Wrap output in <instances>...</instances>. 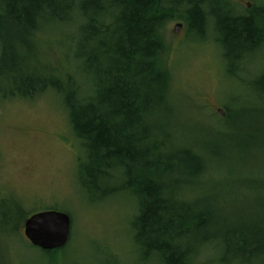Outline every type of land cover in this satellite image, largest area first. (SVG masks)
<instances>
[{
    "label": "trees",
    "instance_id": "1",
    "mask_svg": "<svg viewBox=\"0 0 264 264\" xmlns=\"http://www.w3.org/2000/svg\"><path fill=\"white\" fill-rule=\"evenodd\" d=\"M236 9L230 0H0V102L50 91L61 99L89 202L127 194L136 204L139 264H199L208 247L212 264H264V179L250 183V212L231 213L216 195L172 198L183 186H201L207 170L202 155L165 132L173 97L165 29L183 18L203 39L211 27L231 73L264 46V30ZM54 29H66L64 62L81 78L41 61L39 35ZM252 86L246 107L264 108V73ZM28 217L19 201L0 202V241L18 239ZM65 248L46 254L54 262Z\"/></svg>",
    "mask_w": 264,
    "mask_h": 264
},
{
    "label": "rangeland",
    "instance_id": "2",
    "mask_svg": "<svg viewBox=\"0 0 264 264\" xmlns=\"http://www.w3.org/2000/svg\"><path fill=\"white\" fill-rule=\"evenodd\" d=\"M230 1L242 9L238 5L244 0ZM253 4L264 7V0ZM178 25L181 31L176 33ZM65 31L42 32L38 52L44 64L75 73L77 68L64 62V51L70 47ZM165 41L173 76L165 132L175 146L202 155L207 170L201 186H183L176 191L181 198H172L193 202L216 195L225 201L222 205L229 202L227 211L250 212V183L264 179V108H247L246 102H252L253 80L264 73V46L229 73L211 27L205 38L196 39L183 18L173 20L165 29ZM60 101L50 91L32 100L0 102V202L17 200L29 216L49 210L68 214L69 243L53 262L48 251L28 244L25 220L18 239L2 238L0 256L5 264H139L132 227L136 204L127 194L89 202L79 183L80 143ZM236 110L242 112L239 118L226 120ZM208 248L198 257L199 264H212Z\"/></svg>",
    "mask_w": 264,
    "mask_h": 264
},
{
    "label": "water",
    "instance_id": "3",
    "mask_svg": "<svg viewBox=\"0 0 264 264\" xmlns=\"http://www.w3.org/2000/svg\"><path fill=\"white\" fill-rule=\"evenodd\" d=\"M176 33L181 26L176 27ZM222 115L223 112L219 111ZM72 221L68 214L56 210L32 214L24 222V234L33 247L42 251L64 248L70 240Z\"/></svg>",
    "mask_w": 264,
    "mask_h": 264
},
{
    "label": "flooded vegetation",
    "instance_id": "4",
    "mask_svg": "<svg viewBox=\"0 0 264 264\" xmlns=\"http://www.w3.org/2000/svg\"><path fill=\"white\" fill-rule=\"evenodd\" d=\"M242 6V11L237 9L238 11L242 12L245 17L252 18L253 22L264 30V11L263 7H254L253 0H244L239 2Z\"/></svg>",
    "mask_w": 264,
    "mask_h": 264
}]
</instances>
